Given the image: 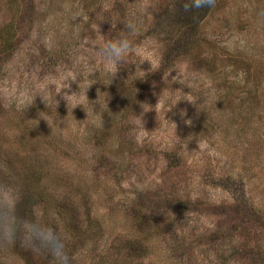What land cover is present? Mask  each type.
<instances>
[{
	"label": "rangeland",
	"instance_id": "1",
	"mask_svg": "<svg viewBox=\"0 0 264 264\" xmlns=\"http://www.w3.org/2000/svg\"><path fill=\"white\" fill-rule=\"evenodd\" d=\"M188 2L0 0V200L42 195L17 229L55 228L73 264L114 263L132 240L148 249L130 264H264V0ZM145 5L111 77L95 45ZM18 89L49 102L12 111ZM0 264L53 259L17 242Z\"/></svg>",
	"mask_w": 264,
	"mask_h": 264
},
{
	"label": "clouds",
	"instance_id": "2",
	"mask_svg": "<svg viewBox=\"0 0 264 264\" xmlns=\"http://www.w3.org/2000/svg\"><path fill=\"white\" fill-rule=\"evenodd\" d=\"M212 3L213 0H190V2L185 3L184 9L190 11L194 8L209 7ZM149 11L148 5L133 8L131 15L123 23L124 28L120 35L105 41L102 45H95V49L103 57L105 68L111 77L117 73L127 54L134 50L131 37L138 32L142 23L141 17L148 14ZM38 27L39 25H37ZM37 96H40L48 104L49 95L46 90L41 92L18 89L15 94L6 95L3 99L10 110L22 112L33 105ZM65 99L68 103L71 101L74 108L80 105V98L75 94L66 96ZM2 191L7 193V198L0 200V245L8 247L19 242L37 253L41 248L46 250L52 257L53 264H73L75 257L68 253L64 235L55 228L43 225L36 220L26 223L23 229H17L15 193L10 191L8 187H4ZM21 232L27 233V240L20 235Z\"/></svg>",
	"mask_w": 264,
	"mask_h": 264
},
{
	"label": "trees",
	"instance_id": "3",
	"mask_svg": "<svg viewBox=\"0 0 264 264\" xmlns=\"http://www.w3.org/2000/svg\"><path fill=\"white\" fill-rule=\"evenodd\" d=\"M9 28H11L12 26H7ZM11 38L9 37V35L7 33H5V31H2L1 32V35H0V42H2V45L3 47L6 48V44L8 41H10ZM24 175V181H26V184L29 185L30 187H36L39 185L38 183L40 182L41 178H38L37 175H36V171L33 169L31 172L28 173V168H25L24 169V172L22 173ZM20 188L22 190V193L20 195V198L18 200V204H17V214L22 211V209L24 208V203H26V201H29L28 203V207L35 204V203H39L41 204V200L40 199H37V198H40V196L42 195H34V191H32V189L28 188V186L24 185L23 183H21L20 185ZM45 191L43 192V195H45ZM44 197H42V200H43ZM47 202H50V197L47 196ZM31 201V202H30ZM17 223L19 224L20 223V220L19 222L16 221V225ZM73 247V246H71ZM148 247L146 244H143L141 243L140 241L138 240H132L131 242V247H130V254L127 255V257H121V259H117L114 261V263H111L108 262V258L107 260H105V258H101L99 259L98 261H93L91 262L90 264H130L131 263V260H132V256H143L146 251H147ZM71 255V254H70Z\"/></svg>",
	"mask_w": 264,
	"mask_h": 264
}]
</instances>
